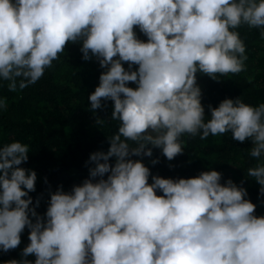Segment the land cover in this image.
Returning a JSON list of instances; mask_svg holds the SVG:
<instances>
[{"label": "clouds", "instance_id": "clouds-1", "mask_svg": "<svg viewBox=\"0 0 264 264\" xmlns=\"http://www.w3.org/2000/svg\"><path fill=\"white\" fill-rule=\"evenodd\" d=\"M241 26L264 38V0H0V81L8 91L35 84L67 43H78L82 59L103 69L90 109L111 100L118 122L107 151L89 154L87 178L48 192L43 217L28 195L36 172L19 167L28 145L0 146V251L16 249L25 228L29 241L19 260L4 264H264V215L254 214L244 187L221 184L211 169L162 178L131 158L157 148L171 161L185 134L230 133L251 141L256 164L247 177L264 196V103L225 98L206 118L196 83L197 73L217 80L245 69Z\"/></svg>", "mask_w": 264, "mask_h": 264}, {"label": "trees", "instance_id": "trees-1", "mask_svg": "<svg viewBox=\"0 0 264 264\" xmlns=\"http://www.w3.org/2000/svg\"><path fill=\"white\" fill-rule=\"evenodd\" d=\"M134 30L137 38L146 40L138 29ZM237 31L245 45V69L239 74L218 76L217 80L196 74L206 118L209 117L208 106L216 107L225 98H240L252 106L264 103V38L259 29L241 26ZM79 48L78 43H67L64 53L52 62V67L46 69L35 84L23 90L10 92L7 81H0V98L6 103V107L0 109V146L13 141L28 145V159L19 167L36 172L35 191L28 195L33 201L30 207L39 200L35 211L42 217L48 192H54L57 187L67 192L87 178L85 162L89 154L106 152L109 147L107 136L117 129L118 122L110 119L111 100H102L101 108L90 109L87 97L98 85L103 69L94 58L83 60ZM123 66L127 69V63ZM135 68L133 65V70ZM127 86L136 87L132 82ZM97 118L105 123L97 125ZM181 140L184 151L171 161L157 148H152L151 157L131 158L141 160L151 175L162 178H189L201 171L216 170L221 174V184L231 179L244 187L245 198L256 205L254 214L264 215V196L259 195V185L247 177V168L256 164V160L248 155L250 140L235 141L230 133L210 135L205 140L185 134ZM153 159L158 162L152 164ZM113 162L114 158H109V163ZM148 182L151 183V176ZM27 237L28 229L25 228L16 249L0 251V264L10 259L19 260L22 249L29 243ZM26 259L34 261L35 257L30 255Z\"/></svg>", "mask_w": 264, "mask_h": 264}]
</instances>
